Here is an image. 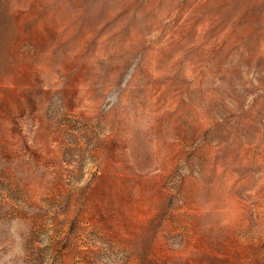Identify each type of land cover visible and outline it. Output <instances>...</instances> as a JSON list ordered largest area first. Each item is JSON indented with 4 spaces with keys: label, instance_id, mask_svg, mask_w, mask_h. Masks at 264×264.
Masks as SVG:
<instances>
[{
    "label": "rangeland",
    "instance_id": "rangeland-1",
    "mask_svg": "<svg viewBox=\"0 0 264 264\" xmlns=\"http://www.w3.org/2000/svg\"><path fill=\"white\" fill-rule=\"evenodd\" d=\"M0 264H264V0H0Z\"/></svg>",
    "mask_w": 264,
    "mask_h": 264
},
{
    "label": "bare ground",
    "instance_id": "bare-ground-1",
    "mask_svg": "<svg viewBox=\"0 0 264 264\" xmlns=\"http://www.w3.org/2000/svg\"><path fill=\"white\" fill-rule=\"evenodd\" d=\"M235 172H236V171H235ZM236 173H237V172H236ZM237 175H238V174H237ZM237 175H236V176H237ZM236 176H234V177H236ZM239 177H240V176H239ZM224 178H225V177H224ZM237 178H238V177H237ZM233 180H234V178H233ZM233 180H232V181H233ZM235 180H236V178H235ZM262 181H263V180H262ZM222 186H223V185H222ZM233 204H234V203H233Z\"/></svg>",
    "mask_w": 264,
    "mask_h": 264
}]
</instances>
